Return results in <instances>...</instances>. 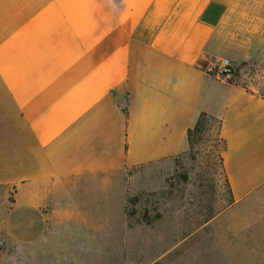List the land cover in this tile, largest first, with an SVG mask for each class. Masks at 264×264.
Returning <instances> with one entry per match:
<instances>
[{
  "label": "crops",
  "instance_id": "1",
  "mask_svg": "<svg viewBox=\"0 0 264 264\" xmlns=\"http://www.w3.org/2000/svg\"><path fill=\"white\" fill-rule=\"evenodd\" d=\"M263 75L264 0H0V264H107L201 114L234 223L264 225Z\"/></svg>",
  "mask_w": 264,
  "mask_h": 264
},
{
  "label": "rangeland",
  "instance_id": "2",
  "mask_svg": "<svg viewBox=\"0 0 264 264\" xmlns=\"http://www.w3.org/2000/svg\"><path fill=\"white\" fill-rule=\"evenodd\" d=\"M216 130L211 124L194 155H178L170 174L122 202L119 216L114 208L107 264H264V225L234 223Z\"/></svg>",
  "mask_w": 264,
  "mask_h": 264
},
{
  "label": "trees",
  "instance_id": "3",
  "mask_svg": "<svg viewBox=\"0 0 264 264\" xmlns=\"http://www.w3.org/2000/svg\"><path fill=\"white\" fill-rule=\"evenodd\" d=\"M215 123L217 125L216 130V141H219L222 143V151L225 148V144L223 139L219 136V128H220V122L207 114H201L195 123L194 127L192 129H189L187 131V140H188V155L192 156L196 152V145L204 138V136L207 134L211 124ZM220 160L222 162V159L220 157ZM135 201V198L129 199L126 204V208L129 205H133V202ZM125 216L126 218H129L132 216V212H127L125 209Z\"/></svg>",
  "mask_w": 264,
  "mask_h": 264
},
{
  "label": "built area",
  "instance_id": "4",
  "mask_svg": "<svg viewBox=\"0 0 264 264\" xmlns=\"http://www.w3.org/2000/svg\"><path fill=\"white\" fill-rule=\"evenodd\" d=\"M209 72L214 73L215 76L222 78L224 81L231 80L234 76L233 66L226 58L219 59Z\"/></svg>",
  "mask_w": 264,
  "mask_h": 264
}]
</instances>
